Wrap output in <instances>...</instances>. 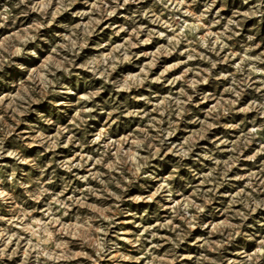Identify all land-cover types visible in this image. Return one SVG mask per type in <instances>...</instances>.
Wrapping results in <instances>:
<instances>
[{"label": "rangeland", "instance_id": "obj_1", "mask_svg": "<svg viewBox=\"0 0 264 264\" xmlns=\"http://www.w3.org/2000/svg\"><path fill=\"white\" fill-rule=\"evenodd\" d=\"M45 2L46 0H24V3H20V0H0V9L4 7L11 9L8 20L3 27H0V38L15 33L16 41L22 43L25 50L39 47L42 57L47 59V64L40 72L37 84L32 85L31 81H28V86L32 87L33 91L30 92L29 87L23 89L25 96H39L46 78L55 80L56 77H60V83L72 85L76 93L74 96L67 97L73 106L53 110L54 106L48 104L46 100L40 104L33 103L28 114L20 117L22 122L17 123L11 111L13 100L5 98L0 101V129H3L0 131V141L3 142L5 152L15 150L22 156L45 162H54L74 155L70 149L64 148L56 149L55 153L39 155L42 149L30 148L27 146L28 141L21 139L22 136L34 134L32 125L36 120L35 110L37 109L54 115L56 119L58 126H45L44 130L49 135H56L59 127H65L71 130L70 133H65V138L69 134H74L80 139H86L88 129L108 127L112 137L120 140V143L113 148V153L123 150L130 157V163L133 166L137 164L138 156L146 154L144 147L139 146L138 148L135 142V139L143 138L144 133L140 131L141 129L151 135H156L158 130L170 131V125L175 128V134L167 137L165 144L161 146L159 156L151 162L155 165L151 169L155 179L149 181L152 191L162 186L165 181L170 183L173 193L171 199H165L161 194L147 203H131L127 199L120 201L113 197L112 200H104L99 195L89 196L87 203H96L98 206L119 205L113 213L117 217L116 228L110 230L109 238H113L112 232L122 231L128 239L137 240L135 245L129 244L126 240L119 242L118 251L134 257L133 261L120 260L113 253L112 256L99 260V264H148L149 260H153V264H168L167 253L171 245L165 237L173 236L180 227H186L182 219L183 214L177 215L180 211L178 206L184 205L186 201L204 203L194 194L196 186L212 197L211 201L207 202L205 211L200 214V222L207 227L191 229V234L186 237L179 248L175 249L177 255L181 257L179 264H196L197 258L202 255L207 256L208 259L201 261V264H211V260L221 257L238 260L242 257L234 253L241 247L248 251H254L260 247L257 241H244L228 246L221 252L212 250V242L221 239L219 233L228 230L227 222L242 207L239 204L231 205V200L243 199L244 193L264 198V115L259 110L240 111L241 108L254 102L257 105L264 103V85L260 83L264 80V75L251 72L250 69L252 63H255L257 68L264 69V63L244 61V48L241 46L242 44L255 46L247 53L248 56L255 57L264 53V18L236 15L244 11H253V4L264 11V0H215L214 4L213 0H195V3L192 0H185L183 4H180L179 0H171L168 8L157 3L156 0H129L127 3L124 0H75V2L64 0L63 7L58 4V0H52L51 5L46 9ZM17 4L19 7H16ZM173 4L178 10L169 11ZM209 5L212 6L211 10L207 13V18L201 22L204 26L197 27L193 35L191 28L197 24V21L185 15V11H195L199 15ZM54 11L56 15L53 19ZM231 20L241 21L239 27L232 26V32L239 34L233 39L225 40L229 47L221 50L220 56L207 53V50L199 47L198 43H189L200 37L211 43L214 37L207 36L210 22H216L211 24V32H224L226 35H231L232 33L228 31ZM40 24L47 25V27H34ZM22 29L25 31L21 32ZM33 34H35V39H32ZM249 35H254L256 39L247 41L246 38ZM58 44H71L74 51L66 52L64 49H59L56 47ZM173 46L175 51H171ZM192 48H195L197 52L211 55L215 60L223 58L224 63L212 69V76L226 74L223 79H209L206 83L199 85L195 93L185 84V80L196 78L195 71L188 72L185 76L186 69H207L211 65L203 59L187 61V54ZM233 52L241 53V55L233 56L231 55ZM2 54L8 55L6 51ZM65 57H68L70 61L63 65L70 68V72L67 73L62 71L63 66H57ZM106 57H115V62L108 59L99 69L101 74L106 68L108 69L110 75L107 81L102 78V75L96 76L94 72L81 67L85 61ZM121 59L123 63H120ZM13 61L31 66L38 64L32 57L14 56ZM39 63H44V61L41 60ZM113 63L115 66L109 67ZM237 65H242V67L238 70ZM166 68L167 71H165ZM7 71L10 73L6 77L8 80H16L20 77L26 79V75L16 70L15 67ZM129 73L138 75L141 83L133 86L130 91L116 92L112 81L123 79ZM204 74L207 75V73ZM181 76L184 79H177ZM246 76L251 87L245 89L238 104L230 103L235 100L233 94L228 91L233 87V77L240 80ZM59 86V84H53L54 88ZM95 89L103 90L92 100L84 99L89 91ZM181 89L193 95V100L192 103L184 106L183 112L176 113L171 110L175 107L174 100L185 98L180 95ZM16 91L19 89H10L6 83L0 82V93ZM56 98L65 99L64 96ZM78 105L98 109L97 112L84 114L85 116H96L97 119H89L83 129L74 124ZM114 106H118L120 110L110 119L99 112L101 107L108 111ZM226 108H231V111L223 115L222 112ZM133 109L135 110L134 115L121 114L126 110L131 112ZM217 116L219 119H216ZM205 124L214 126L202 135L201 130L204 129ZM225 125L234 126L226 127ZM189 138L194 148L193 156L197 153L201 156L199 161L189 159L185 162L186 165H191L195 172L181 168L176 173V179L168 180L179 159V157L172 156L171 152L181 145L188 147L184 141ZM129 140L132 142L130 143ZM80 151L93 155L94 159L97 155L92 146L76 149V152ZM205 154L210 155L212 159H203ZM77 159L82 161L83 156ZM113 161L119 164L117 155H111L106 159L109 164ZM216 161L220 163L217 164ZM87 166L93 171L100 170L108 173L117 180L123 178L121 171L109 172L108 168L94 164L93 161H88ZM13 168L18 172L20 169L27 170L28 175L25 179L38 172V169H32L30 165L18 164L12 157L5 155L0 158V178L5 177ZM51 171L52 169H49V172ZM75 171L81 176L87 174L84 168ZM225 172L226 176L223 175ZM213 176L222 178L223 183H205L206 177L212 179ZM107 178V176L104 177V179ZM17 179H20V176ZM71 179L73 186L81 189L85 187V181L75 176ZM87 183L93 187L102 186L96 180H89ZM123 183L127 185V188L109 185L110 191L123 192L125 196L137 192L148 194L133 185L130 180L124 179ZM250 183L257 191L254 192L253 188L249 187ZM0 188L10 194L15 200V205L22 206L24 211L31 209V215L24 219V224H28L33 218L42 217L41 205L28 201L15 183H8L5 180L4 184H0ZM213 188L215 192L207 191ZM66 195H77L78 197L79 193L74 192L70 187ZM61 198L63 199V196ZM43 207L47 205L44 204ZM8 208V205L0 204V217L3 218L0 219V229H7L10 233L19 232L27 236L19 226L13 224L21 208L18 207L15 212L9 211ZM119 209L134 211L135 215H125ZM60 211L57 210L58 216ZM67 212L68 214L63 218V224L67 227L58 225L57 233L58 235L63 234V239L72 241L70 251H79L76 236L82 229L75 227L76 221L73 217L77 212L81 215L92 214V210L74 206ZM258 215L264 220V214ZM256 220V216L251 219L250 223L254 226L248 230L256 232L257 240H259L264 238V226L257 224ZM173 225L178 227L173 229ZM34 227H39V225H34ZM146 228L157 233V238L152 239L151 234L144 231ZM69 229L72 235H68ZM196 237H203L201 241L203 246L196 242ZM150 239L152 243L161 246L152 249L149 244ZM43 247H52V244L49 243ZM53 250L56 253L61 251L54 248ZM84 250L91 252V249L85 248ZM19 251L23 250H18V253ZM19 259L21 257L18 254L8 261V264H16ZM29 264H35V261L29 259ZM48 264H93V261L86 257L69 258L66 255H57ZM257 264H264V254L259 257Z\"/></svg>", "mask_w": 264, "mask_h": 264}, {"label": "clouds", "instance_id": "obj_2", "mask_svg": "<svg viewBox=\"0 0 264 264\" xmlns=\"http://www.w3.org/2000/svg\"><path fill=\"white\" fill-rule=\"evenodd\" d=\"M69 2H75V0H69ZM125 3L129 0H124ZM157 3H161L164 7L168 8L171 0H156ZM195 3V0H192ZM20 3H24V0H20ZM52 0H46L45 9L50 6ZM180 4L185 3V0H179ZM215 0H213V4ZM58 4L63 7L64 0H58ZM19 7V4L16 5ZM211 5H209L203 13L199 15L195 11H185V15L192 17L197 24L191 28L192 34L195 35L197 27H203L201 23L207 18V13L211 10ZM253 11H244L242 13H237V16L242 17H258L264 18V11L260 10V7L256 4L252 5ZM176 8V5L173 4L172 8H169V11H173ZM11 9L4 7L0 9V27H3L6 21L9 18ZM53 19L55 18V11L53 12ZM216 22H210L208 27L209 31L207 36L212 38L211 43H208L204 38L200 37L195 40L189 41L192 44H199V47L206 49L207 53H211L214 56H220L221 50L229 47L225 40L233 39L239 33L232 32V26L235 25L239 27L240 20H231L229 21L228 31L231 32V35H226L224 32L213 33L211 32V24ZM34 27H47V25L40 24L35 25ZM25 30H21L23 32ZM30 31V29H29ZM35 34H33L32 39H35ZM68 39V37H65ZM247 41H254L256 37L254 35L247 36ZM147 42V41H145ZM244 48L243 58L244 61H257L259 63H264V53L261 55L252 57L248 56L247 53L252 51L254 45L242 44ZM59 49H64L66 52H73L74 49L71 44H58L56 46ZM0 82H4L8 85L10 89H19L16 92H3L0 93V101L5 98L13 100L12 103V116L17 123H21L20 117L25 116L31 110L30 106L35 104H40L46 100L48 104L53 105V110L56 108H70L72 107V102L67 99L69 95L74 96L76 93L70 84H61L60 77H56L55 80L46 78L44 80V87L39 92V96H25L23 89L28 86V81H31L32 85H36L38 82V77L40 72L43 70L47 64V59L42 57L41 49L39 47H34L31 49L25 50L22 43L16 41V34L11 36L0 38ZM3 51L8 53L7 56L3 55ZM175 51V47L171 49ZM194 53V54H193ZM123 55V54H122ZM183 55V53H181ZM231 55H241V53L233 52ZM14 56L22 57H32L38 64L36 66L27 65L21 62H14ZM108 59H111L115 62V57L110 58H101L99 60H90L85 61L81 64V67L85 68L89 72H94L96 76H101L107 81L110 75L108 69L106 68L103 74L100 73L99 69L102 67ZM203 59L207 61L211 67L210 68H201L199 70L186 69L185 76L188 72L195 71V77L192 79L185 80V84L188 88L195 90L201 84L206 83L209 79H223L226 74L221 73L220 75L213 77L212 69H215L217 65L224 63L223 58L215 60L211 55H207L202 52H197L195 48L189 50L187 54V61ZM41 60L44 63H39ZM182 61V62H187ZM70 63L68 57H65L60 64L57 65L63 66ZM120 63H123L121 59ZM115 64L109 65V67H114ZM15 67L21 73L26 75L24 77L17 78L16 80H8L6 77L10 75L7 69ZM239 70L242 65H237ZM251 72L257 73L259 75H264V69L256 67L255 63L250 65ZM168 69L166 68L165 71ZM62 71L70 72V68L63 66ZM204 73H207L205 75ZM163 75V73L161 74ZM159 79V78H158ZM177 79H184L183 76L178 77ZM141 79L138 75H133L131 73L126 74L123 79L114 80L112 84L116 92H125L130 91L133 86L139 85ZM264 85V80L260 81ZM53 84H59L58 88H54ZM233 87L229 88L235 100L230 101V103L238 104L240 102V97L243 96L245 89L251 87L248 83V77L246 76L243 79L237 80L233 77L232 80ZM103 89H95L89 91L84 99L92 100L101 94ZM29 91H33L32 87H29ZM180 95L185 97L184 99L176 98L174 100L175 107L171 110L176 113H181L184 111V106L186 104L192 103L193 95H190L185 89H181ZM64 96L65 99H57L56 97ZM23 101V103H20ZM120 109L118 106L112 107L110 110L105 111L102 107L99 109V112L109 119L111 116L118 112ZM252 110H259L262 115H264V103L257 105L255 102L250 104L247 107L241 108L240 111L248 112ZM96 107H87L85 105H78L77 111L75 112V121L74 124L78 128H84V125L89 119H97L96 116H85V113L97 112ZM231 111V108H226L222 112L223 115H227ZM124 114H135L133 109L131 112L127 110ZM36 120L32 125L34 129V134L28 135L26 137L22 136L21 139H26L28 141V147H37L42 149L39 155H46L48 153H55L56 149L64 148L70 149L74 155L68 156L63 159L52 161H38L35 158H28L22 156L18 151H4L3 142L0 141V158L5 155L8 157L14 158L18 164L30 165L32 169H38V172L34 176L25 179V176L28 175L27 170L20 169L19 172L13 168V170L6 174L5 177L0 178V184H4L5 180L8 183H15V186L22 190L24 197L28 201H33L37 205H41L42 217L33 218L28 224H24L23 221L28 216L31 215V209L24 211L22 206L15 205V200L10 196V194L5 191L3 188H0V204L8 205L9 211H16L17 208H21L19 215L16 218V221L13 222L14 226H19L22 232L26 233L27 236L21 235L19 232H9L7 229H0V264H8V261H11L13 257L19 256L21 259L16 261V264H29V259L35 261V264H48L49 261L54 260L57 255H66L67 257H86L88 260L93 261V264H99V260L106 257L112 256L115 253L120 260L124 261H133L135 258L132 256L125 255L118 251L120 248V241L126 240L129 244H137V240L128 239L127 235L122 231H115L111 233L113 238H109V232L111 229L116 228L117 217L114 213L115 209L119 208V205L108 204L105 206H98L96 203H87L89 196H102L104 200H112L113 197L120 201L127 199L131 203H140V202H149L154 200L155 197L163 194L165 199H171L172 185L165 181L162 186L157 187L155 191L151 190V184L149 181L155 179L152 174L151 169L155 167L151 162L156 159L160 152L161 146L165 144L167 137L169 135L175 134V128L170 125L171 130H158L156 135L149 134L146 130L141 129L140 131L144 133L143 138L135 139L136 144L144 147V152L146 154L137 157V164L133 166L130 163V157L123 150H118L113 153V148L120 143L118 138H113L109 128H97V129H88L87 138L80 139L74 134H69L65 138V133H70L69 128L59 127V131L56 135H49L46 133L45 126L57 125L54 115L46 113L39 109L35 110ZM219 119V116L216 117ZM58 126V125H57ZM214 125L205 124L204 129L201 130L202 135L206 131L212 128ZM226 127H233L234 125H225ZM3 129H0L2 131ZM125 139H128L125 137ZM131 143L132 140H129ZM158 142V143H157ZM184 147L181 145L177 150L172 151L171 155L179 157L176 161V166L173 168L172 174L168 177V180L176 179V173L180 171L181 168H187L190 172H195V169L191 165H186L185 162L189 159H194L199 161L201 159L200 154L193 156L194 148L192 146L191 138L184 141ZM88 146H92L96 150L97 155L94 159L93 155L85 154L83 151L76 152V149H84ZM103 149V151H100ZM111 155H117L119 158V164H116L113 161L111 164L106 162V159L110 158ZM83 156V160H78L77 157ZM203 159L210 160L212 157L205 154ZM88 161H93L94 164H99L103 167L109 169V172L119 170L123 174V178L117 180L116 177L109 175L100 170L93 171L92 168L87 166ZM219 164V161H216ZM231 165H229L230 167ZM79 168H84L86 175H79L75 170ZM49 169H52L49 172ZM130 173V174H129ZM71 174V175H69ZM226 172L223 174L226 176ZM212 176V174H208ZM20 176V179L17 177ZM78 177L80 180L85 181V187L79 188L73 186L71 177ZM107 176V179L104 177ZM127 179L133 185L143 189L147 192V195L142 193H132L127 196L123 192L115 193L110 191L109 185H116L118 187L127 188V185L123 183V180ZM89 180H96L101 187H93L87 182ZM143 181V183H140ZM223 183L222 178L213 176L212 179L205 178V183ZM53 186V187H49ZM72 187L73 191L79 193L77 195H66L69 188ZM249 187L253 188V191L257 189L250 183ZM58 189V190H57ZM178 190V189H177ZM208 192H215V189H208ZM196 196L200 198L204 203H197L195 201L187 202L184 205L178 206L180 211L177 213L179 216L181 213L182 219L186 227H180L178 231H175L173 236L165 237V240L171 245L168 250V264H179V257L175 249L179 248L180 245L184 242L186 237L190 235V230L196 227H207V225L200 222V214L205 211L207 202L211 201L212 197L201 190L199 186H196L195 193ZM63 196V199L61 198ZM239 196V193H237ZM79 201V204H78ZM46 204L47 207H43ZM242 205L239 208L235 216L231 217L227 222V231H221L219 235L221 239L212 242V250L215 252H221L222 249L231 246L236 243L244 241H257L260 247L256 248L254 251H248L244 247H241L239 251L235 252L234 255L241 256L242 259H226L218 258L211 260V264H257L259 257L264 254V238L257 240V234L254 231H249L248 229L252 228L254 225L250 223L251 219L256 216V223L264 226V220L260 219L258 214H264V198L258 196H252L249 193H244L243 199H232L231 205ZM74 206H81L87 209L92 210V214L81 215L78 212L74 215L76 221L75 227L82 229L80 233L77 234L76 238L79 242V251H70L71 240L63 239V234L57 233V226L67 227L63 224V218L68 214L67 210L73 208ZM57 210L60 211V215H57ZM124 212L125 215H135L134 211L128 209H119ZM0 219H3L0 217ZM107 221V223H105ZM34 225H39V227H34ZM163 226V225H162ZM178 226L173 225V229H176ZM145 232L151 234L152 239L157 238V233L152 232L150 228L144 229ZM68 235H72L71 229H69ZM143 235V234H141ZM203 237H196V242L200 243V246H203ZM52 244V247H43L46 244ZM206 243V241L204 242ZM151 248L155 249L161 245L152 243V240H149ZM11 248V250H9ZM54 249H60L59 253H56ZM91 249V252L85 251L84 249ZM22 249L23 251L18 250ZM35 253V256H33ZM94 254V255H93ZM151 254V253H149ZM159 259V258H156ZM207 256H200L197 258L196 264H201V261L207 260ZM148 264H153V260H149Z\"/></svg>", "mask_w": 264, "mask_h": 264}]
</instances>
